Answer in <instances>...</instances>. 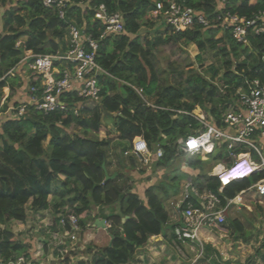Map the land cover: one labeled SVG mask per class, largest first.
<instances>
[{
	"label": "trees",
	"instance_id": "trees-1",
	"mask_svg": "<svg viewBox=\"0 0 264 264\" xmlns=\"http://www.w3.org/2000/svg\"><path fill=\"white\" fill-rule=\"evenodd\" d=\"M183 4L203 15L208 25L194 24L184 32H173L167 27L158 29L153 43L146 40V44H191L198 51L196 62L202 64L203 55L209 52L215 64L199 72L196 69L180 72L178 76H183L182 81L173 86L159 85L156 74L151 71L148 77L141 64L140 56L150 53L142 50L140 33L144 26L153 24L148 18L154 8L152 0H70L65 20L43 7L39 0H0V8L4 9L0 18V101L5 88L13 91L23 86L17 73L13 76L8 73L15 70L24 51H31L33 55L65 51L64 37L70 22L78 26L84 24L86 32L98 40L104 27L94 14L100 5L110 14L120 12L124 19V30L120 35L99 40L96 60L107 75L98 77V104L86 102L80 116H74L71 108L79 99L75 94L66 93L62 96L68 104L66 112L45 114L29 105L23 117L2 115V262L7 263L21 255L28 257L26 245L17 240L9 227L12 221H26L28 207L33 212L51 208L63 218L73 215L80 229L92 220V208H97L96 218L105 221L112 239L93 254L94 264H129L137 252L147 246L151 237L165 236L167 231L170 238L173 237L174 226H168L169 214L164 201L172 194H178V183L183 177L173 178L169 186L163 183L152 185L141 198L122 186L123 176L119 169L124 152L129 151L134 138L142 137L154 156L157 150L162 152L161 158L154 157L152 167L155 170L170 168L183 158L189 168L198 170L200 175L196 180H199L206 174L204 165L207 162L198 157L186 158L178 143L198 128L197 122L183 112L190 113L198 106L220 125L222 114L237 103L238 90H249L255 80L264 84V34L251 36L248 45L244 46L235 42L229 30L223 29L221 20L226 11L250 18L264 11V0H229L225 8L219 6L218 0H183ZM19 40L23 41V46L18 49L15 44ZM136 90H141V95ZM5 109L6 106L2 111ZM104 115H114L113 134L117 141L126 145L122 148V157L119 155V162H116V176L109 180H106L102 165L111 176L112 161L107 151L110 141L98 138ZM72 126L79 128L82 135L70 132ZM45 141H48L46 147ZM127 157L135 162L133 157ZM262 178L264 172L232 182L219 194L217 178L206 176L204 188L218 194L224 203L225 199H234ZM190 200L195 201L193 196ZM115 206H118L117 211ZM104 208H109L110 212L104 213ZM226 221L229 226L214 230L229 234L232 229L231 235L243 232V225L237 219L230 220L228 215ZM211 252V246L204 245L199 263L207 260ZM76 264L87 263L79 261Z\"/></svg>",
	"mask_w": 264,
	"mask_h": 264
},
{
	"label": "built area",
	"instance_id": "built-area-1",
	"mask_svg": "<svg viewBox=\"0 0 264 264\" xmlns=\"http://www.w3.org/2000/svg\"><path fill=\"white\" fill-rule=\"evenodd\" d=\"M39 1L43 7L53 10L60 20H65L70 0ZM152 2L154 8L149 14L155 20L163 19L166 27L173 32H184L191 29L194 24L206 27L209 23L203 15L184 6L183 0H152ZM218 2L221 8H225L229 0H218ZM94 17L104 27L98 40L86 32L84 24L78 26L70 22L67 23L64 37L65 51H57L56 54L51 55H33L31 51H24V56L15 70L8 74L13 76L19 67L27 69L29 76L26 77L28 82L26 90L29 98L27 102H20L16 107L8 108L6 114H9L10 118L23 117L29 105L45 114L54 111L66 112L68 104L62 99L66 93L75 94L79 99V102L71 108L74 116H80L84 103H99L98 77L107 75L96 60L99 40L120 35L124 30V19L120 12L108 13L103 5L97 7ZM221 20L223 29L229 30L235 42L244 46L248 45L251 36L264 34V11L250 18L226 11ZM22 46V40L15 44L18 49ZM7 90L5 88L3 93ZM136 92L141 95V90ZM237 93V103L222 114L220 125H217L205 111L183 112L194 119L199 127L179 144L189 158L198 157L201 161H214L209 177L217 178L219 194L231 182L251 178L264 172V84L255 80L249 90H238ZM223 150L227 154L224 159L220 157ZM124 155L131 156L138 164L149 167L154 157L161 158L162 152L159 149L154 156L144 139L136 137L132 140L129 151L124 152ZM187 188L189 190H185L178 201L170 203L171 207L178 210L182 222L173 229L172 243L178 246L188 242L190 251L196 254L195 259H190L189 255L184 256L182 252L181 256L190 261V264H200L199 260L204 254L200 233L225 224V213L232 200L225 199L223 203L218 194L204 187L186 186L185 189ZM247 190H253L258 197L264 198V178ZM192 196L197 199L191 201ZM59 223L65 229V236L70 241L76 240V233L80 231L77 218L73 215L63 218L60 215ZM66 227H69V230ZM157 237L160 236L150 239L156 240ZM0 264H32V262L28 257L21 255L7 263L0 260Z\"/></svg>",
	"mask_w": 264,
	"mask_h": 264
},
{
	"label": "rangeland",
	"instance_id": "rangeland-1",
	"mask_svg": "<svg viewBox=\"0 0 264 264\" xmlns=\"http://www.w3.org/2000/svg\"><path fill=\"white\" fill-rule=\"evenodd\" d=\"M3 12L4 9L0 8V18L2 17ZM148 18L150 22H153V24L150 25L151 23H149L148 26H144L141 29L140 41L142 50H144L145 52L148 51L150 53L146 56H140V59L147 76L149 77L151 75V71H153L156 74L159 85H179L182 81L181 78H183V76H178L180 72L188 73L189 71L195 69L199 72L208 68L212 64H215V60L212 58V53L209 52L203 55L204 62L202 64H200V62H196L198 51L196 47L191 44H174L171 42L164 45H157L154 43V45L152 46L146 44V40L147 42L153 43L154 38L158 35V33H156L158 29L163 30L166 27L165 21L163 19L155 20L151 15H149ZM163 34L161 35L164 37L165 33ZM166 34L167 36L169 35L168 32ZM219 35L220 34H218L217 37ZM25 70L26 71H24L23 74H18L21 78V81L23 82V86L21 88L16 87L13 91L8 89L3 93V97L0 101V122L2 115H6L8 108H10L13 104L19 103L20 99L18 94L21 92L20 90H22V93L26 92L25 89L27 88L25 85L28 82L25 80V78L29 76V73L27 72L26 68ZM217 85L219 84L217 83ZM5 106L6 109L2 111V108H4ZM199 110L204 112V110H202L198 106H196L191 112L200 113ZM113 117L114 115L103 116L102 124L98 133V138L101 140L110 141V145L107 150L109 152L110 160L112 161L109 172L110 174L116 176L115 171L118 169V165L116 162H119V155L122 157L121 151L122 148L126 145L122 144L124 142H119L115 139L116 135L113 134V129L115 128ZM70 132L82 135V131L74 126L70 127ZM180 141L181 139L178 141V143ZM47 144L48 141H45L44 146L46 147ZM226 155V151L223 150L220 154V157L224 159ZM122 158L123 159H121L120 165L121 168L119 169L123 176L121 181L122 186L124 188L131 189L133 193L138 194L141 198L144 197V192L150 185H159L163 183L164 185L169 186L172 183L171 180L177 176H179V178L183 177L179 180V187L182 185L184 186L185 180L189 174L187 173L189 170L187 171V168L185 167V160L183 158L173 163L170 168L164 170H155L152 166L148 169L145 166L138 164L136 161L134 163L129 161V159H127L128 157L125 155ZM209 167L210 166L207 167V165L204 167L205 173L207 172V168L208 171H210ZM191 173L196 175L199 174L198 171H196V173H193L191 171ZM201 176L202 178L199 179H204L206 176H208V174H205V176ZM195 177L198 178L199 176ZM200 181H198V183ZM204 181L205 180L201 181V183H199L197 186L203 188L205 186ZM170 199L171 198L164 201V207L167 210L168 214H170L171 216V214L175 212V209L168 205V201ZM249 206L251 210L240 208V210L237 212V210L235 209L236 206H232V208L230 209L229 219H237L243 225L244 230L241 234L233 233V235H231L233 230L230 229L228 237L221 238L220 234L216 232V234H214V238L218 239L219 241V252H221L222 254H227L228 256L232 255L234 257H237L238 260H241V263H239L240 261H237V264H263L260 256L264 254V210L262 209L261 211H258L252 204ZM117 209L118 206H115V211H117ZM94 211H97V208H92V212ZM92 221L93 218L88 222ZM175 222L176 221L173 220L169 222V224L173 225V223ZM224 226H229V223L226 221ZM76 235L77 237L80 236V231L77 232ZM156 239H158V237ZM200 240L202 241V239ZM109 241L110 239L107 238L105 241V245L101 248L90 245L88 243L87 245H85L84 249H78L77 244L75 246V248H77V252L75 254H77V258H79L81 256V253H84L83 256L86 257V259H89V261H87V264H94V262H91L90 260L94 252L97 253L98 251L106 247L109 244ZM207 245L211 246V243ZM242 245H244V247ZM178 246H172L171 244L169 245L167 242H164L163 239H158V241L150 239L148 240L147 246L140 249L137 253L138 256H142L144 258V264H190V261L184 259L181 256L182 252L184 256L189 255L188 257L190 259H195L196 254L190 251L189 243L187 242V244H179ZM213 248V250H215V248L217 247ZM63 256H65V254H63ZM222 257L224 258V255ZM255 257H257V260L259 259L258 261L260 262H257L256 259H254ZM225 258H227V256H225ZM200 264H214V262L203 261Z\"/></svg>",
	"mask_w": 264,
	"mask_h": 264
},
{
	"label": "crops",
	"instance_id": "crops-1",
	"mask_svg": "<svg viewBox=\"0 0 264 264\" xmlns=\"http://www.w3.org/2000/svg\"><path fill=\"white\" fill-rule=\"evenodd\" d=\"M18 70L16 72L17 74H23L24 71H26L25 67L23 68L19 67ZM25 80L27 79L25 78ZM20 91L21 92L18 94L20 99L19 103L27 102L29 98L27 90L25 89L26 91L25 93H22V90ZM154 161L155 159H153V162ZM152 164L146 168L149 169L152 166ZM213 164L214 161L209 160V162L207 161L205 166L206 165L207 167L210 166L209 170H211ZM185 167L187 168V171L189 170L187 172L189 174L185 180V184L184 186L183 185L180 186L178 194L171 195L172 197H170L171 199L168 201L169 206L172 201L174 202L178 201L183 196L185 190L187 191L189 190L190 187L185 189L186 186L198 187L197 185L204 180V179L196 180L195 176L198 177L199 174L196 175L191 173V171L193 173H196V171L198 170L194 171L193 169L189 168L186 164ZM206 174H208L209 176L208 168ZM198 181L200 182L198 183ZM195 199L197 198L195 197ZM248 204L249 205L252 204L254 208L258 211H261L262 209L264 210V198L258 197L253 190H247L243 194H237L236 197L232 199V203L228 206L225 216H228L230 214V209L232 208V206H236L235 209L237 210V212L240 210V208L251 210ZM109 212H110L109 208H104V213L107 214ZM59 216L60 215L56 214L51 208H48L43 211L33 212L28 207V217L25 222L21 223L17 221H12L9 224V227L12 233L17 237V240L20 243L26 245L28 258L31 260L32 264H76L79 261H84L85 263H87L89 259L88 258L86 259V257L83 256L84 253H81V256L77 258V254H75L77 252V248H75L77 244H78V249L79 248L84 249L85 245H87L88 243L90 245H94L101 248L105 245V241L107 238L111 240V237L107 230L108 225L106 224L105 226L107 227L102 228L96 224L97 221L103 220L101 218H96L97 211L91 212V218H93V221L87 222L85 228L80 229V236L77 237L76 235V240L74 241H70L68 237L65 236V229H63L59 223ZM173 220L176 221L175 223H173L174 228L181 225L182 222L178 210L177 211L175 210V212L171 214V216L169 214V222ZM171 225L169 224L168 226ZM216 232L217 231L211 229L210 231H202L200 233V239H202V241L200 240V242H202L203 244L205 243L204 245L211 243V248H212V252L210 256L205 261L206 262L212 261L216 264H224L225 262H228L229 264H237V261H240L239 263H241V260H238L237 257H234L232 255L228 256L227 254H222L221 252H219L220 251L218 250L219 241L218 239L214 238L215 237L214 234H216ZM217 233L221 234L220 235L221 238L229 236L228 233H219V232ZM158 239H163L164 242H167L169 245L171 244L173 246L172 238H170V233L168 232L165 236L162 235L158 237ZM158 239H156L155 241H158ZM242 246L244 247V245ZM213 247H217V248L213 250L214 249ZM63 254H65V256H63ZM223 255L224 258L222 257ZM225 256H227V258H225ZM260 257L264 264V254L261 255ZM254 259H256L257 262H260L258 261L259 259L257 260V257H255ZM90 260L92 262V258ZM129 264H144V258L142 256H138L137 254L136 257L134 258V261L130 262Z\"/></svg>",
	"mask_w": 264,
	"mask_h": 264
},
{
	"label": "water",
	"instance_id": "water-1",
	"mask_svg": "<svg viewBox=\"0 0 264 264\" xmlns=\"http://www.w3.org/2000/svg\"><path fill=\"white\" fill-rule=\"evenodd\" d=\"M102 168L104 170V173H105V177H106V180H109V179H113L115 177V175H111V176H108V173L106 172V169H105V165L103 164L102 165ZM96 224L102 228H105V221L102 220V221H97ZM112 239V238H111Z\"/></svg>",
	"mask_w": 264,
	"mask_h": 264
},
{
	"label": "clouds",
	"instance_id": "clouds-1",
	"mask_svg": "<svg viewBox=\"0 0 264 264\" xmlns=\"http://www.w3.org/2000/svg\"><path fill=\"white\" fill-rule=\"evenodd\" d=\"M251 174H252V172H251ZM246 179H248V178H246ZM244 180V179H243ZM232 183V182H231ZM105 225H106V223H105Z\"/></svg>",
	"mask_w": 264,
	"mask_h": 264
}]
</instances>
